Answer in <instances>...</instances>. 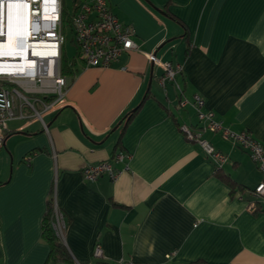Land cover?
Returning <instances> with one entry per match:
<instances>
[{"label":"crops","instance_id":"crops-1","mask_svg":"<svg viewBox=\"0 0 264 264\" xmlns=\"http://www.w3.org/2000/svg\"><path fill=\"white\" fill-rule=\"evenodd\" d=\"M106 1L140 50L109 67L68 62L67 92L46 127L7 123L0 264H50L42 220L51 190L70 256L55 264H264V205L247 208L260 169L247 151L204 131L227 156L216 172L178 125L198 128V94L225 126L264 147V0ZM149 53L181 65L175 81L159 85ZM100 161L117 175L85 180L82 168Z\"/></svg>","mask_w":264,"mask_h":264},{"label":"built area","instance_id":"built-area-1","mask_svg":"<svg viewBox=\"0 0 264 264\" xmlns=\"http://www.w3.org/2000/svg\"><path fill=\"white\" fill-rule=\"evenodd\" d=\"M62 17V0H0V148L8 121L38 120L46 127L44 117L62 106L61 100L68 88L62 64L66 41ZM69 26L75 45L72 61L81 62L85 67H109L122 53L140 50L132 29L118 19L106 0H74ZM8 37L12 39L13 47H5ZM148 58L161 68L157 78L161 87L175 81L181 71L179 63L163 61L153 53H149ZM184 103L180 100L177 105ZM191 105L199 126L195 129L181 123L179 129L212 161L215 171L222 168L227 156L202 136L204 131L219 133L223 139L247 151L260 169L263 177L251 189L253 200L247 205L250 211L257 210V204L264 205L263 145L248 131H233L225 126L212 110L204 108V99L200 95H193ZM124 156L117 152L113 159L122 160ZM82 174L85 180L93 181L104 174L114 178L117 171L109 161H100L85 165ZM49 198L52 202L51 228L64 242L65 216L56 203L54 191ZM93 255H101L98 243ZM170 255L168 252L165 256L169 258ZM113 264L133 262L120 258Z\"/></svg>","mask_w":264,"mask_h":264},{"label":"trees","instance_id":"trees-1","mask_svg":"<svg viewBox=\"0 0 264 264\" xmlns=\"http://www.w3.org/2000/svg\"><path fill=\"white\" fill-rule=\"evenodd\" d=\"M73 2H74V0H73ZM71 68H72V64L71 63L69 65L67 64V65L63 66V72L65 74L69 73ZM180 100L181 99L179 98L178 101H180ZM138 107L139 106L128 111L127 114L125 115V118H130L133 115V113L138 109ZM178 125H180V123H178ZM5 136H6V134H5ZM220 171H221V169L217 170L216 172H220ZM229 184L231 185V189L234 190V188H233V187H235V185H233L234 183L229 182ZM51 192H53V191L51 190ZM258 205H260V204H257V206ZM51 214H52V202H51V199L48 198L47 209L45 211V214H44L43 220H42V234H43V237L50 244V252H49L50 264H55V262L70 260V256H69V253L67 251V247L64 244V242L56 237V235L54 234V232L51 228V225H50ZM66 223H67V221H66Z\"/></svg>","mask_w":264,"mask_h":264},{"label":"rangeland","instance_id":"rangeland-1","mask_svg":"<svg viewBox=\"0 0 264 264\" xmlns=\"http://www.w3.org/2000/svg\"><path fill=\"white\" fill-rule=\"evenodd\" d=\"M62 6H63V17H62L63 29L66 35V41L64 45V57L62 64L63 66H65L67 65L68 62L72 61L73 55L75 53V45L73 44V37H72V33L70 32V26H69V19L73 9V0H62ZM13 124H15V121H8L9 126H12Z\"/></svg>","mask_w":264,"mask_h":264},{"label":"bare ground","instance_id":"bare-ground-1","mask_svg":"<svg viewBox=\"0 0 264 264\" xmlns=\"http://www.w3.org/2000/svg\"><path fill=\"white\" fill-rule=\"evenodd\" d=\"M10 26H8V30H9ZM14 45L12 44V39H10L9 37L6 39L5 42V47L9 48V47H13Z\"/></svg>","mask_w":264,"mask_h":264},{"label":"water","instance_id":"water-1","mask_svg":"<svg viewBox=\"0 0 264 264\" xmlns=\"http://www.w3.org/2000/svg\"><path fill=\"white\" fill-rule=\"evenodd\" d=\"M161 12V11H160ZM150 82V81H149Z\"/></svg>","mask_w":264,"mask_h":264}]
</instances>
